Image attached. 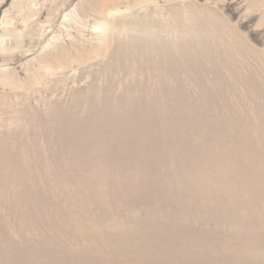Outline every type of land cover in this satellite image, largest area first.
I'll return each mask as SVG.
<instances>
[{
  "label": "rangeland",
  "instance_id": "1",
  "mask_svg": "<svg viewBox=\"0 0 264 264\" xmlns=\"http://www.w3.org/2000/svg\"><path fill=\"white\" fill-rule=\"evenodd\" d=\"M0 264H264V0H0Z\"/></svg>",
  "mask_w": 264,
  "mask_h": 264
}]
</instances>
